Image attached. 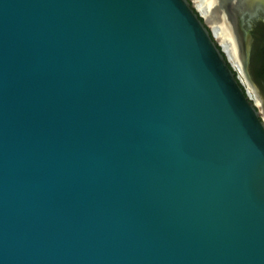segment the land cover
<instances>
[{
  "label": "water",
  "instance_id": "water-1",
  "mask_svg": "<svg viewBox=\"0 0 264 264\" xmlns=\"http://www.w3.org/2000/svg\"><path fill=\"white\" fill-rule=\"evenodd\" d=\"M0 264H264V118L194 0H0Z\"/></svg>",
  "mask_w": 264,
  "mask_h": 264
},
{
  "label": "flooded vegetation",
  "instance_id": "flooded-vegetation-1",
  "mask_svg": "<svg viewBox=\"0 0 264 264\" xmlns=\"http://www.w3.org/2000/svg\"><path fill=\"white\" fill-rule=\"evenodd\" d=\"M237 44L243 71L236 75L264 118V0H219Z\"/></svg>",
  "mask_w": 264,
  "mask_h": 264
},
{
  "label": "bare ground",
  "instance_id": "bare-ground-1",
  "mask_svg": "<svg viewBox=\"0 0 264 264\" xmlns=\"http://www.w3.org/2000/svg\"><path fill=\"white\" fill-rule=\"evenodd\" d=\"M219 0H194L197 8L206 17L212 26L218 40L227 52L231 62L235 68L244 73L241 57L237 48V44L231 36L230 29L226 23V16L220 5Z\"/></svg>",
  "mask_w": 264,
  "mask_h": 264
}]
</instances>
